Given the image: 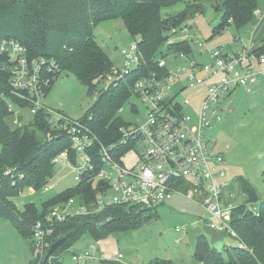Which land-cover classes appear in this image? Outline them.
Returning <instances> with one entry per match:
<instances>
[{
  "label": "trees",
  "instance_id": "16d2710c",
  "mask_svg": "<svg viewBox=\"0 0 264 264\" xmlns=\"http://www.w3.org/2000/svg\"><path fill=\"white\" fill-rule=\"evenodd\" d=\"M204 1L187 4L179 18L164 19L163 9L186 0H0V43L14 40L27 48L29 57L53 60L56 81L60 75H72L87 87L89 94H93L100 81L115 68L108 54L98 45L95 30L102 23L123 21L134 39L140 37L136 44L141 64L124 79L101 90L96 103L82 120L102 143L110 145L121 138L120 130L126 122L119 116V111L132 96L134 84L152 74L164 73L158 69V60L176 58L180 54L192 55L188 41L169 42V31L199 14ZM217 1L215 9L221 12L222 19L212 37L231 26L241 31L257 24L256 12L264 10V0ZM253 53L260 56L264 53V46ZM4 62L0 56V216L16 223L21 236L33 241L30 248L34 259L30 264H44L50 246L58 239L64 238L65 244L45 264H62L64 253L87 232L100 241L112 233L138 230L149 223L154 218L153 209L141 210L135 206H113L95 215L68 217L53 226L43 258L35 256L34 224L48 217L53 209L49 210L50 207L61 206L72 198H78L84 204L95 202L103 191L102 183L93 179L100 164L96 163L93 173L84 174L75 188L49 198L40 207L30 203L22 212L13 206L10 199L18 197L24 189L36 192L45 189L54 176L56 165L52 161L60 152L69 151L73 164L77 159L68 137L53 127L44 112L34 115L28 125L17 129L9 126L7 119L14 113L9 105H17L20 99L11 89ZM235 184L247 199L232 212L231 225L238 234V245L226 248L224 256L202 235L197 240L193 264H264V201L256 212L248 210L249 204L259 200L258 193L245 178H236ZM107 221H110L107 226L100 227ZM149 264L175 263L155 259Z\"/></svg>",
  "mask_w": 264,
  "mask_h": 264
},
{
  "label": "built area",
  "instance_id": "2783aa9c",
  "mask_svg": "<svg viewBox=\"0 0 264 264\" xmlns=\"http://www.w3.org/2000/svg\"><path fill=\"white\" fill-rule=\"evenodd\" d=\"M262 12L258 10L257 17ZM198 47L203 60L186 54L160 59L158 69L164 73L152 74L134 84L132 94L141 100L144 112L141 115L134 109L139 124L126 122L120 130V140L106 145L87 122L72 120L45 104L56 81L53 60L29 57L27 48L14 40L0 43V56L5 61L3 68L8 69L11 89L20 99V104L11 103L9 109L14 111L15 106L25 107L33 116L46 113L53 127L63 131L70 140L77 159L74 171L79 178L93 173L96 163L100 164V170L93 179L102 183L103 191L95 202L84 204L78 198H72L53 208L43 222L34 224L36 257L43 258L46 240L53 233V226L68 217L95 215L113 206L154 209L176 195L201 205L206 213V224L212 231L239 239L231 225L235 207L231 208L226 198L229 185L220 182L226 176L225 171L220 170L224 158L214 152L217 138L209 132L222 120L219 113L222 102L237 89L244 87L250 91L251 87L264 81V53L257 56L248 50L229 54L220 48L210 50L203 43H199ZM122 55L124 70L114 68L112 72L117 75L116 80L124 79L141 64L136 43L124 49ZM189 88L207 89L194 115L185 112L188 100H178L181 93ZM132 150L137 152V163L127 168L123 160ZM52 162L63 167H72L73 164L71 154L66 150ZM52 189V186H46L44 191ZM75 209L77 213L72 212ZM176 231H186V227ZM123 259L119 255L116 262ZM73 262L105 264L106 260L97 246H91L84 254L73 253Z\"/></svg>",
  "mask_w": 264,
  "mask_h": 264
},
{
  "label": "rangeland",
  "instance_id": "374dc122",
  "mask_svg": "<svg viewBox=\"0 0 264 264\" xmlns=\"http://www.w3.org/2000/svg\"><path fill=\"white\" fill-rule=\"evenodd\" d=\"M194 1L186 0L185 3L165 8L161 12L162 16L164 19L179 18L187 4ZM217 2L205 0L199 14L184 20L176 29L169 31L173 42L186 40L191 44V56L195 59H203L198 53L199 43L205 44L210 50L220 48L226 53L237 54L249 44L257 27L260 28L259 31L262 28L264 30V23L260 26L257 21V24L249 25L242 31L231 26L222 34L212 37L213 30L222 19L221 12L215 9ZM95 37L98 45L110 57L115 69L120 71L124 70L122 51L140 41V37L134 39L130 35L121 20L100 24L95 30ZM116 79V74L108 75L100 81L98 90L89 94L87 87L74 76L60 75L49 91L45 104L72 120H83L96 103L98 93L115 84ZM206 94V88H189L181 93L178 100H188L189 105L185 112L194 115ZM134 109L143 115L141 100L132 94L119 116L127 123L138 125ZM13 112L7 119L12 129L28 125L34 119L25 107L15 106ZM219 113L222 120L209 135L217 138L214 152L222 154L224 158L220 170H224L226 176L220 182L229 185L226 198L229 199L231 208L246 202L245 195L235 184L236 178H245L259 196V200L249 204L247 209L258 210L264 201V87H251L250 91L244 87L237 89L230 99L221 103ZM123 162L127 168L135 166L137 152L132 150L127 153ZM74 168V164L72 167L56 165L54 176L47 185L52 186V190L36 192L33 189H24L18 197L10 201L22 212L24 206L30 203L40 207L49 198L78 185L80 178ZM56 206L50 207L49 210ZM72 212L77 213L78 210ZM152 213L154 218L138 230L112 233L100 241H96L88 232L85 233L71 250L64 253L62 264H75L73 253L84 254L91 246L98 247L100 255L106 260L105 264H149L155 259L172 261L175 264H193L197 240L202 235L211 236V246L216 247L224 256L226 248L238 245L239 237L236 240L230 235L212 231L206 224L204 208L187 198L176 195L171 201L155 206ZM181 227H186V231L177 232L176 229ZM214 233L217 236L212 235ZM32 242L21 236L16 223L0 216V264H30L34 259L30 248ZM119 255L124 259L116 262Z\"/></svg>",
  "mask_w": 264,
  "mask_h": 264
},
{
  "label": "crops",
  "instance_id": "0c3cea01",
  "mask_svg": "<svg viewBox=\"0 0 264 264\" xmlns=\"http://www.w3.org/2000/svg\"><path fill=\"white\" fill-rule=\"evenodd\" d=\"M258 18V21H259V24H261L260 26H262V24L264 23V10L262 12V14L260 16L257 17ZM245 29V28H244ZM242 29V30H244ZM263 29V28H262ZM260 30V28H256L254 31H253V34H252V37L250 38V41H249V44L246 46L243 47V51H248V50H251L252 52L262 46H264V30ZM241 30V31H242ZM245 49V50H244ZM199 55L201 56L200 52H198ZM240 53V52H239ZM203 58V57H202ZM203 60V59H202ZM261 87H264V82L260 85V88ZM232 97V96H231ZM230 99V98H229ZM232 99V98H231ZM212 235H216L215 233L212 234ZM206 236V235H204ZM217 236V235H216ZM208 239L209 237L212 238L211 236H206ZM213 239V238H212ZM216 241V240H215ZM211 244V243H210Z\"/></svg>",
  "mask_w": 264,
  "mask_h": 264
},
{
  "label": "water",
  "instance_id": "95a60500",
  "mask_svg": "<svg viewBox=\"0 0 264 264\" xmlns=\"http://www.w3.org/2000/svg\"><path fill=\"white\" fill-rule=\"evenodd\" d=\"M110 221H107L103 224L100 225V227H105L109 224ZM65 239H58L57 241H55L49 248L48 254L45 258L44 264L58 251V249L60 247H62L65 244Z\"/></svg>",
  "mask_w": 264,
  "mask_h": 264
}]
</instances>
